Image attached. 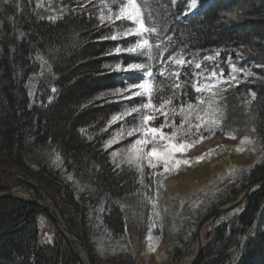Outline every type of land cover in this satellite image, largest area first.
I'll use <instances>...</instances> for the list:
<instances>
[{"label": "trees", "instance_id": "obj_1", "mask_svg": "<svg viewBox=\"0 0 264 264\" xmlns=\"http://www.w3.org/2000/svg\"><path fill=\"white\" fill-rule=\"evenodd\" d=\"M44 1L0 0V166H19L31 172L72 217L69 223L74 231L81 228L90 236L93 232L98 236L99 227L119 239L127 231L130 213L143 212L146 192L136 170L112 164L104 147L108 134L104 130L122 105L143 99L110 102L116 99L110 92L139 78L133 71L113 70L117 63L127 65L140 59L113 51L117 45L126 46L136 37L102 39L110 36L116 25L101 24L100 5L88 3L89 0H52L53 4L41 7ZM137 2L146 5V16L151 12L159 27L167 30L161 36H172L171 41H165L168 51L163 62L183 48L186 59L193 53L198 61L219 53L215 64L218 71L223 69L225 77L229 75V57L239 68L254 73L224 90L222 98H218L224 118L215 135H238L255 129L252 132L261 147V159L241 183L263 176L264 0H198L199 8L188 16L183 14L186 0ZM108 3L115 8L119 1ZM153 63L155 72L162 62ZM42 66L47 72L38 85L33 104L29 83ZM168 67L174 68L171 64ZM192 70L191 65L180 69L181 95L173 104L184 100L194 102L198 95L187 83ZM184 73L189 74L187 78ZM157 80L168 83L160 76ZM249 90L255 92V99L246 106ZM163 92L170 94L167 88ZM156 95L159 94L154 93V103ZM136 115L126 117L121 123L130 126ZM163 119L158 116L152 123L159 125ZM180 119V115L175 116L177 123ZM45 145L60 154L62 166L53 170L43 165L33 171L27 160ZM144 181H147L145 174ZM233 187L219 197L217 205L209 210L202 206L185 217L178 247L171 255L173 262L180 261L190 247L192 235L189 241L185 240L190 229L239 192L237 185ZM205 210L208 212L203 215ZM239 211L236 217L216 225L214 240L205 247L196 264H264V184L251 192ZM41 213L37 206L15 198L0 200V264H88L79 247L59 232L52 246L40 244ZM124 257L127 264H135L129 255Z\"/></svg>", "mask_w": 264, "mask_h": 264}, {"label": "snow or ice", "instance_id": "obj_2", "mask_svg": "<svg viewBox=\"0 0 264 264\" xmlns=\"http://www.w3.org/2000/svg\"><path fill=\"white\" fill-rule=\"evenodd\" d=\"M4 2L8 3L9 0H4ZM173 3H175V0H173ZM197 6L198 0H189L183 14L187 15ZM144 8H146V5L138 3L137 0H120L115 9L108 7L107 14L102 13L99 16L101 24L107 22L109 25H116L112 34L102 37V39L117 40L136 37L135 40H130L126 46L117 45L113 51L115 53L133 54L140 58L129 62L127 65L116 64L113 70L133 71L139 74V78L134 83L126 84L123 88H117L110 92V95L116 97L115 101L110 102L119 103L132 100L134 97L143 98L136 104L122 105L121 110L111 116L109 126L124 120L126 117L133 116L134 113L137 114L129 122L130 126L122 125L105 141L104 147H110L125 136L132 137L139 134L127 146V150L123 151L120 163L127 164L141 173V184H143L145 163L152 170L150 176L152 177V185H154L153 191L150 195H145V198L151 203L146 242L149 251L154 252L160 241V235H154L153 229L157 227L156 220L160 217L157 203L163 180L167 178L165 174H171L179 165L189 163L186 159H178L175 154L186 151L190 146L207 138L205 134L207 136L214 135L220 127L224 118V111L219 105L218 98H222L224 89L219 86L237 80L235 75L237 72H243L245 76H253L254 73L245 68H238L236 64L231 63L228 77H224L223 69L218 71V65L210 69L206 67L197 72V69H201V62L196 59V55L193 53H189L190 58L186 59L183 48L171 53L167 62H163L164 53L168 51V45L165 41H171L172 36H161L160 33L167 30L159 27L151 12H148L146 16ZM117 21H124L125 23L117 25ZM216 55H219V53H216ZM212 58V56H204L202 59L211 60ZM39 59L43 60L42 57H39ZM157 60L162 63L160 66L155 67L154 72L153 62ZM229 61H231V57H229ZM43 62L46 63V61ZM169 64L175 67L169 68ZM185 65H191L193 68L191 79L187 80V83L191 85L193 92L198 95L195 96L194 102L184 100L179 101L178 104H173V100L178 99L181 95L179 91L182 88V84L179 82L180 69ZM184 75L187 78L189 74L184 73ZM157 76L163 77L168 83H164L163 80L158 81ZM165 88L169 89L170 94H164L163 90ZM52 91L55 92L56 89L53 87ZM249 91L252 98L255 99V92ZM154 93L159 94L155 96V103L153 101ZM206 94L210 95L206 96ZM183 95H186V93H183ZM96 99H100V97H96ZM168 105H172V107L168 108ZM169 113L172 114L171 117ZM176 115L181 117L179 123L175 120ZM158 116H162L164 119L159 125H155L152 122ZM165 128L170 129V131L165 132ZM252 131H255V129H252ZM227 135L235 139L234 134L228 133ZM161 141L164 143L158 151L157 145ZM251 143H253V140L247 136L241 141L242 145ZM149 144L152 145L151 149H148ZM237 150L241 151L242 149ZM120 151H113L110 154L114 164ZM60 159L61 156L57 153L53 163ZM198 159H203V157ZM115 166L119 168L120 164H115ZM69 179H72V177L70 176Z\"/></svg>", "mask_w": 264, "mask_h": 264}, {"label": "rangeland", "instance_id": "obj_3", "mask_svg": "<svg viewBox=\"0 0 264 264\" xmlns=\"http://www.w3.org/2000/svg\"><path fill=\"white\" fill-rule=\"evenodd\" d=\"M108 1L110 0H89L88 3L92 2L96 5L99 4V11L106 15L107 8L111 7ZM117 1L120 2V0ZM48 3L53 4L52 0H45L41 7L46 6ZM195 10L196 9L188 12V14ZM100 12L97 13L101 15ZM209 56L213 58L211 60L200 61L201 71L206 67L210 69L211 67L217 66L215 63L218 56L214 54H210ZM229 63L232 64L231 61H229ZM46 72L45 67L42 66L41 70L31 76L29 93L31 103L33 104L35 100H37L36 94L38 92V85L41 79H43V76H46ZM235 75L237 80L231 81L230 84H221L219 87L225 89L229 85L235 86L247 77L243 72H237ZM207 95L210 94H206V96ZM253 100L252 96L249 95L246 106H249ZM249 101H251V103H249ZM122 125L124 124H122L121 121L113 123L110 126L108 125L104 130V134L108 133L106 135V140L109 139L116 130L120 129ZM138 135L139 134H136L132 137L125 136L110 147L105 148L109 152V155L113 151L121 150L120 154L117 155L115 159V164H120L119 168L128 167L132 170H136L127 164H121L120 160L122 159L123 151L127 150V146L134 141ZM246 136L253 140V143L242 145L241 141ZM163 143L164 142L161 141L157 145L158 151L163 146ZM151 147L152 145L149 144L148 149H151ZM237 149L242 150L238 151ZM56 154L57 152L51 149L49 145H45L36 150L34 156L30 160H27V165L33 171L41 169L43 165L53 170L60 169L62 166L61 159L53 163ZM175 155L178 159L188 160L189 163L179 165L171 174H165L167 178L163 180L157 203L160 217L156 220L157 227L153 229L154 235H160L159 245L156 250L150 252L146 242V235L150 223L151 203L144 196L143 212L136 211L137 213L135 214L130 213L131 219L128 220L129 226L127 227L124 237L115 239L110 234L104 233L103 229L99 227L96 228L99 230L98 236L95 232L90 236L80 229L79 233L83 235L97 264H127L125 261L126 258L124 257L125 255H129L130 261L135 264H180L182 259L191 252V248L195 242V234L200 223L199 222L197 226L190 229L189 237H185V240L189 241L192 235V243L185 252L184 257L178 262H173L171 255L173 250L178 247V239L181 237V232L183 230L182 226L186 219L185 217L190 212L196 211L197 208L202 206L209 210L211 206L217 205L219 203L217 202L219 197L223 195L227 189L231 191L232 188H234L233 186L237 185V189L242 191L246 185L251 183L249 181H244L242 184V179L246 177L247 172H250L252 168L259 163L262 153L254 133L248 130L246 132L243 131L242 134H236L235 139L225 134L208 136L199 143L190 146L186 151L177 152ZM200 157H203V159H198ZM110 159L115 166L111 155ZM9 169H11L9 166H0V177ZM151 171L152 170L145 163L143 174L146 175L148 182L144 181L141 187L147 195L152 193L154 187V185H152V177L150 176ZM139 175L141 176V173H139ZM157 179H159V177H157ZM70 181L74 183L73 179ZM17 183H19L17 180L10 178L4 183L5 188L0 189V192L8 187H13ZM35 193L38 196L36 191ZM207 210H205L203 215L208 212ZM239 212L238 210L225 215L218 223L236 217ZM98 215L102 217V211H99ZM132 215L133 218L131 217ZM99 223H101L100 220ZM38 229L39 242L41 245L52 246L56 238V232L61 234L56 224L47 215L42 213L39 214L38 217ZM212 236L213 228L211 227L208 234V241Z\"/></svg>", "mask_w": 264, "mask_h": 264}, {"label": "water", "instance_id": "obj_4", "mask_svg": "<svg viewBox=\"0 0 264 264\" xmlns=\"http://www.w3.org/2000/svg\"><path fill=\"white\" fill-rule=\"evenodd\" d=\"M10 177H17L21 179L23 183L17 184L11 188H9L7 191L2 193L0 195V200L9 198L13 196V190L20 188V190L26 191L29 195L32 197V201L29 203L34 204L38 208H40L42 211L48 213L49 215L52 216V218L55 220L57 225L63 223L65 226V230L62 233L66 238H70L73 240L76 244L79 245V247L83 250L89 264H97L96 261L94 260L91 250L89 249L87 243L85 242V239L82 235H79L75 233L69 226L68 221H67V215L60 209L58 203L55 201V199L44 189V187L38 183L34 184L29 180V178L20 173H16L15 171H10L3 175L0 178V185L8 178ZM264 184V175L261 176L260 178L252 181L248 185L244 187L242 191H240L235 197L230 199L229 201L225 202L221 206L217 207L215 210H213L211 213H209L198 225L197 232L195 234V241L199 238L200 235V230L206 225V224H215L216 221L225 214H228L238 208H240L244 203L248 200L249 195L252 190H254L257 187H260ZM29 187H34L43 192V194L50 200L51 206L53 207L54 211L50 207L42 206L40 205L35 196L32 194L31 189ZM243 193L242 197L240 195ZM61 221V223H60ZM212 240L208 241L204 245L201 244L199 241V246L196 255L194 256L193 260L191 261L190 264H196L199 258L201 257L206 245L210 243Z\"/></svg>", "mask_w": 264, "mask_h": 264}, {"label": "bare ground", "instance_id": "obj_5", "mask_svg": "<svg viewBox=\"0 0 264 264\" xmlns=\"http://www.w3.org/2000/svg\"><path fill=\"white\" fill-rule=\"evenodd\" d=\"M16 197L23 199V200H31V195H28V193H22L20 192V190H15V192L13 193ZM243 193L240 195V197H242ZM41 204H44L43 206L50 207L53 211V207L47 203V201H42ZM61 223V221H60ZM59 228L61 229V231L65 230V226L63 225V223L59 224ZM211 225L210 224H206L201 230H200V235L199 238L195 241L193 247L191 248V252L189 253L188 256H185V258L182 259V261L180 262V264H190L191 261L193 260L194 256L197 253L198 250V246H199V241L201 242L202 245H204L207 241H208V234L210 231Z\"/></svg>", "mask_w": 264, "mask_h": 264}]
</instances>
